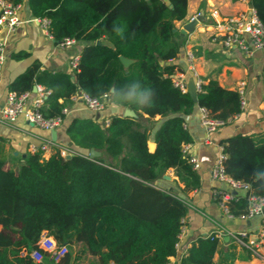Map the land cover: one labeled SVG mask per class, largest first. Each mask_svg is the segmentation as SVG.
I'll return each mask as SVG.
<instances>
[{
  "label": "trees",
  "instance_id": "1",
  "mask_svg": "<svg viewBox=\"0 0 264 264\" xmlns=\"http://www.w3.org/2000/svg\"><path fill=\"white\" fill-rule=\"evenodd\" d=\"M26 1L33 16L49 18L53 39L85 41L74 79L34 61L9 83L17 92L32 91L35 84L48 89L40 106L43 116L62 115L78 92L99 96L133 81L153 88L156 96L150 108L118 104L136 114L112 115L106 125L73 117L66 127L72 142L69 157L57 147L47 157L41 149L22 157L0 135V264H72L70 251L57 261L46 253L42 261L30 256L44 232L57 243L82 242L96 264H164L176 252L188 203L155 182L173 168L183 192L200 185L198 172L182 152L192 139L183 115L198 105L227 120L242 110L239 93L215 78H202L194 101L173 85L176 64L170 61L180 50L174 27L186 15L187 0H170L172 7L164 0ZM250 3L264 25V0ZM114 26L124 28L122 37ZM120 55L132 61L124 65ZM219 144L225 172L249 182L247 192L264 196V139L237 132ZM91 147L102 154L89 157ZM227 205L231 214H244L247 194ZM217 242L214 234L199 237L181 264H212Z\"/></svg>",
  "mask_w": 264,
  "mask_h": 264
},
{
  "label": "crops",
  "instance_id": "2",
  "mask_svg": "<svg viewBox=\"0 0 264 264\" xmlns=\"http://www.w3.org/2000/svg\"><path fill=\"white\" fill-rule=\"evenodd\" d=\"M213 6L222 14L230 15L243 9L245 4L236 0H187L186 15L183 19L176 20L174 27L180 42V50L176 58L170 62L176 64L175 69L185 70L187 82L190 81L192 74L187 69L186 51L192 49L197 72L202 78H215L220 85L230 89H235L238 81L245 80L247 103L235 117L212 132H207L201 124L200 106L196 105L190 113L183 115L184 125L192 137L191 141L183 145L184 155L197 156L199 166L196 171L199 174L200 185L196 189L183 192L181 190L183 183L178 180L173 168L165 171L164 174L168 177L163 175L164 180L159 179L155 182L164 189L182 195L188 203L184 216L185 225L178 235L176 252L168 258L171 264H181L182 257L188 253L192 243L199 237L217 231L219 226L233 230H247L249 239L254 240L262 223V217L259 215L251 218L228 216L213 197L215 187L226 188V184L213 179L210 172L220 149V139L237 132L264 139V47L256 49L252 55H246L237 48L227 49L211 41L214 18L209 15V10ZM198 12L202 14L194 28L184 32L182 30L184 23L197 16ZM19 16L23 21L8 35L4 47L5 60L0 70V114L9 90V83L34 61H39L41 68L67 71L74 79L75 70L71 68L70 61L79 54L85 44V41L77 40L76 43L65 47L58 45L55 39L44 33L26 0L23 1ZM32 91L34 94V87ZM66 105L69 112L63 122L55 128L56 142L65 147H72V142L66 134V127L73 117L90 118L104 125L112 115L136 114L129 108V113L125 115L124 112L128 107L109 101L103 110L94 111L86 107L79 97L70 98ZM159 117L156 115L154 119ZM0 135L7 140L13 154H20L23 157L26 151H34L33 148L39 146L45 138H51V130L43 129L28 121L21 113L13 123H6L0 119ZM55 147L53 145L43 153L44 157H47ZM96 150L100 152L99 155L102 154L101 150ZM115 162L116 160H113L112 163ZM216 237L218 242L212 264H264L248 248L238 244L228 234L219 232ZM88 256L91 260L94 259L91 264H96V256L89 253Z\"/></svg>",
  "mask_w": 264,
  "mask_h": 264
},
{
  "label": "built area",
  "instance_id": "3",
  "mask_svg": "<svg viewBox=\"0 0 264 264\" xmlns=\"http://www.w3.org/2000/svg\"><path fill=\"white\" fill-rule=\"evenodd\" d=\"M245 4V7L236 13L230 15L222 14L215 6L209 10V15L214 18L212 23V32L210 39L213 42L219 43L222 47L230 49L237 48L246 55H252L256 49L264 47V25L259 19L255 8L250 3V0H236ZM23 2H14L12 0H0V70L5 60L4 47L8 35L13 32L18 25L23 21L19 16V11L22 8ZM202 12H198L201 15ZM197 15V16H198ZM194 16L193 18L197 17ZM40 23L44 33L53 38L49 30V18L47 17H35ZM76 39L66 36L57 41L58 45L65 47L76 43ZM79 54L75 55L70 61V66L75 70L78 63ZM187 69L192 74V79L197 90L200 89V85L203 82L202 77L197 72L195 66V54L192 49L186 51ZM187 73L182 69H175L171 74V81L173 85L177 86L182 91H187ZM235 90L239 93L241 109L246 106V81L240 80L236 84ZM50 91L41 84H35L34 94L31 90L17 92L9 89L6 93L5 103L1 109L0 119L6 123H13L17 119L19 114H23L24 117L38 125L39 127L47 130L57 128L63 122V115L68 114V106L62 108V115H56L51 117H45L40 111V106L44 101V98ZM72 95L71 99L79 97L86 107L94 110L101 111L104 109L108 100L105 96L109 95L108 91L103 92L99 96H91L85 92H78ZM33 95V96H32ZM235 117V115L233 116ZM232 117V118H233ZM232 118L227 120L217 119L209 114L208 109L200 106V119L201 124L204 126L207 132L214 131L217 127L227 123ZM109 119L104 122L106 125ZM56 146L63 156L70 153L69 149L63 145H59L51 138H45L44 141L33 150L41 149L43 153L47 152L51 146ZM184 145V144H183ZM182 152L184 154L185 149L182 146ZM187 156V155H185ZM189 162L194 169L199 166V161L196 155L187 156ZM224 154L221 146L219 152L215 158L214 163L211 166V176L213 179L220 183H225L226 188L215 187L213 189V197L219 206L228 216H235L229 212L227 201L235 196L247 194L248 205L244 214L238 215L244 218H251L253 216H261L262 223L255 234L254 240L249 239V232L247 230H233L218 227L217 231H213L210 234L217 236L219 232L228 234L238 244L248 248L252 254L260 259L264 263V196L256 194L254 192H247L250 190V183L244 180L235 179L225 172L223 166ZM218 197V198H216ZM185 225V218H181V230ZM68 251L65 243H57L53 236L44 232L38 241V247L32 248L29 252L30 256L35 261H42L44 253L47 256L57 261ZM164 264H171L168 261Z\"/></svg>",
  "mask_w": 264,
  "mask_h": 264
},
{
  "label": "clouds",
  "instance_id": "4",
  "mask_svg": "<svg viewBox=\"0 0 264 264\" xmlns=\"http://www.w3.org/2000/svg\"><path fill=\"white\" fill-rule=\"evenodd\" d=\"M118 35L123 36L124 28L114 26ZM156 92L151 87L144 86L140 81H133L123 88L110 89V94L105 99L111 103L135 105L141 108H150L155 103Z\"/></svg>",
  "mask_w": 264,
  "mask_h": 264
},
{
  "label": "water",
  "instance_id": "5",
  "mask_svg": "<svg viewBox=\"0 0 264 264\" xmlns=\"http://www.w3.org/2000/svg\"><path fill=\"white\" fill-rule=\"evenodd\" d=\"M166 3L169 4L170 7H172V3L170 2V0H164ZM201 18V15H198L197 17L195 18H192L190 21L184 23L183 25V28L182 30L185 32V31H191L194 26L196 25V23L198 22V20ZM120 59L122 61V63L124 65H128L132 59L130 58H127L123 55H120ZM163 61H161L162 63ZM33 87H35V85H33ZM187 91L188 93L190 94L191 98L196 101L197 100V88L194 84V81L193 79H191L190 81H188L187 83ZM129 113V108H126V111L124 112L125 115H127ZM51 139L53 141H56L57 139V130L54 128V129H51ZM148 146H149V149L150 150H153L154 147H155V143L153 141H148ZM100 154V152L98 150H96L95 148L91 147L89 149V152H88V156L89 157H96ZM25 155V154H23ZM71 154H67L66 156L69 157ZM164 177H168V175H165L164 174ZM263 216H264V211H263Z\"/></svg>",
  "mask_w": 264,
  "mask_h": 264
},
{
  "label": "rangeland",
  "instance_id": "6",
  "mask_svg": "<svg viewBox=\"0 0 264 264\" xmlns=\"http://www.w3.org/2000/svg\"><path fill=\"white\" fill-rule=\"evenodd\" d=\"M68 251H70L74 257V264H91V257L88 256L87 252H84L82 242L74 241L72 243H65Z\"/></svg>",
  "mask_w": 264,
  "mask_h": 264
}]
</instances>
